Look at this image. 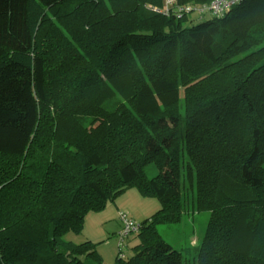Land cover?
Segmentation results:
<instances>
[{
    "label": "trees",
    "instance_id": "16d2710c",
    "mask_svg": "<svg viewBox=\"0 0 264 264\" xmlns=\"http://www.w3.org/2000/svg\"><path fill=\"white\" fill-rule=\"evenodd\" d=\"M164 1L0 0V264H100L64 236L130 188L163 209L116 264H187L158 225L189 207L195 264H264V0Z\"/></svg>",
    "mask_w": 264,
    "mask_h": 264
},
{
    "label": "rangeland",
    "instance_id": "374dc122",
    "mask_svg": "<svg viewBox=\"0 0 264 264\" xmlns=\"http://www.w3.org/2000/svg\"><path fill=\"white\" fill-rule=\"evenodd\" d=\"M194 5L189 3L186 6L193 7ZM194 18L199 17L194 16ZM209 19H212V16L207 15L204 19L197 20L196 23ZM182 111L184 112L183 105ZM162 209L163 206L159 199L146 198L136 188H130L115 202H110L103 211L87 215L83 231L66 234L64 241L72 242L75 245H82L90 241L97 247L98 255L102 259L100 264H116L120 256L124 260L132 258L135 255V247L138 245L137 233L125 238L127 222L124 216L128 221L138 225ZM164 217L158 225L159 233L174 248L181 250L184 258L188 261L187 264H195L210 214L193 215L191 207H189L185 214L177 219Z\"/></svg>",
    "mask_w": 264,
    "mask_h": 264
},
{
    "label": "built area",
    "instance_id": "2783aa9c",
    "mask_svg": "<svg viewBox=\"0 0 264 264\" xmlns=\"http://www.w3.org/2000/svg\"><path fill=\"white\" fill-rule=\"evenodd\" d=\"M244 0H214L208 6H186L180 5L178 0H165L164 7L162 8H150L153 9L155 12L163 14L167 17L177 16L183 17L184 15H191L194 13L200 14H210L214 17H223L228 11H230L235 5L241 3ZM124 219L127 222V231L125 233V238L131 236L133 233H138L140 231V224H136L132 221H128L126 216Z\"/></svg>",
    "mask_w": 264,
    "mask_h": 264
}]
</instances>
